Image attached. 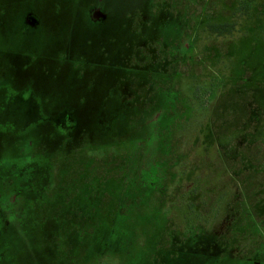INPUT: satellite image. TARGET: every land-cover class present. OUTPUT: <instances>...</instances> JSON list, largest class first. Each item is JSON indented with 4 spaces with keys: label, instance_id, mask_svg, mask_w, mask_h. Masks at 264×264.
Segmentation results:
<instances>
[{
    "label": "rangeland",
    "instance_id": "374dc122",
    "mask_svg": "<svg viewBox=\"0 0 264 264\" xmlns=\"http://www.w3.org/2000/svg\"><path fill=\"white\" fill-rule=\"evenodd\" d=\"M264 0H0V264H264Z\"/></svg>",
    "mask_w": 264,
    "mask_h": 264
},
{
    "label": "trees",
    "instance_id": "16d2710c",
    "mask_svg": "<svg viewBox=\"0 0 264 264\" xmlns=\"http://www.w3.org/2000/svg\"><path fill=\"white\" fill-rule=\"evenodd\" d=\"M263 152H264V150H263ZM263 155H264V153H263Z\"/></svg>",
    "mask_w": 264,
    "mask_h": 264
}]
</instances>
